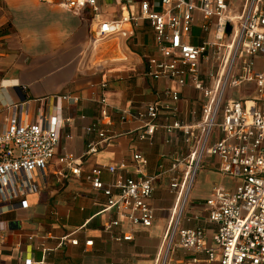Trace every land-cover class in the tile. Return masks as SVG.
<instances>
[{"label": "crops", "instance_id": "obj_1", "mask_svg": "<svg viewBox=\"0 0 264 264\" xmlns=\"http://www.w3.org/2000/svg\"><path fill=\"white\" fill-rule=\"evenodd\" d=\"M110 1L116 9L100 12L102 19L118 18L123 11L116 0ZM227 1L231 14L241 12L244 0ZM134 12H139L137 3ZM95 21L89 8L72 11L58 0H0V128L12 112L26 123L42 126L49 124L53 113L61 117L60 138L45 172L34 170L30 180L13 176L18 197L2 205L0 264H187L193 254L178 245L176 236L168 242L176 219L177 228H201L211 244L216 225L208 220L206 200L215 186L231 190L233 179L220 173L217 157L204 156L178 215L170 182L180 169L171 170V165L187 154L188 143L179 130H165L174 121L195 124L203 119L207 98L189 80L181 86L175 79L146 75L147 58L161 57L146 19L140 18L127 38L94 43ZM202 22V15L195 12L184 41L192 45L216 41L215 22L207 31ZM208 54H213L212 48ZM245 59L244 53L236 59L231 79L242 73ZM251 59L252 70L262 69L264 56ZM210 66L211 61L199 60V78L206 85L212 83L207 77ZM252 85L255 90V84L246 80L227 85L223 100L232 98L226 95L228 88L242 94ZM173 92L177 100L172 99ZM73 96L78 97L76 102ZM153 104L159 108L157 128L141 140L143 121L136 113ZM215 131L213 137H220ZM100 132L106 140H101ZM90 142L97 150L84 155ZM65 153L79 161L78 175L57 161ZM135 153L146 164L134 161ZM95 164L116 167L114 174L101 175L106 186L117 178L135 177L138 171L153 178L149 204L154 218L149 227L133 225L106 207L103 192L84 179ZM31 184L36 191L30 190ZM20 200H26L27 208H19ZM112 220L118 224L106 230ZM127 234L131 239L122 240ZM72 239L77 244H71ZM198 258L205 260V255L199 253Z\"/></svg>", "mask_w": 264, "mask_h": 264}, {"label": "built area", "instance_id": "obj_2", "mask_svg": "<svg viewBox=\"0 0 264 264\" xmlns=\"http://www.w3.org/2000/svg\"><path fill=\"white\" fill-rule=\"evenodd\" d=\"M99 1L105 0H58L72 11L91 10L96 20L94 43L109 38H127L133 34L138 20L146 19L161 54L158 58H147L146 75L153 79H175L181 86L189 80L207 98L205 114L199 122L174 121L165 126L167 132L179 130L188 143L187 154L171 165V170L180 169L170 182V191L179 207L178 215L204 156L217 157L220 173L236 182L231 190L213 187L206 200L208 220L216 225L211 244L207 243L201 228H177V219L168 231L169 244L176 236L178 245L193 254L187 264H264V66L252 70L254 61L251 59L254 55L264 56L263 0H244L241 12L236 15L230 13L227 0H116L123 11L118 18L110 19L100 17ZM135 3L138 14L134 12ZM157 6L162 9L158 10ZM195 12L202 15L204 31L209 29L211 21L215 22V42L192 45L184 41ZM210 48L213 49L211 56L208 54ZM243 53L247 57L242 60L243 71L231 79L234 63ZM200 59L211 61L207 72L212 81L210 85L199 78ZM241 80L255 84L254 96L223 100L227 85L235 86ZM177 98V93L173 92L172 99ZM71 99L76 102L78 97ZM158 111V106L153 104L136 113L143 121L139 139L153 135ZM4 121L0 128V215L3 202L18 197L14 175H23L30 180L34 170L45 172L54 157L61 127V117L57 113L49 116L47 126L26 123L15 112ZM215 129L220 137H213ZM98 136L106 140L104 133L100 132ZM96 150V143L90 142L84 155ZM133 160L146 164L140 153L133 154ZM57 161L71 174L80 173L79 161L71 154L59 155ZM119 167L124 168L125 164L120 163ZM105 172L114 174L116 167L95 164L84 179L93 189L103 192L107 208L119 211L133 225L149 227L154 218L149 204L153 178L138 171L135 177L117 178L112 185L106 186L101 180ZM29 188L36 191L33 184ZM17 205L21 209L27 208L26 200H20ZM117 224L118 221L112 220L105 229ZM121 239L130 240L131 235H123ZM69 242L77 244L76 239ZM199 253L205 255V260L198 258Z\"/></svg>", "mask_w": 264, "mask_h": 264}, {"label": "rangeland", "instance_id": "obj_3", "mask_svg": "<svg viewBox=\"0 0 264 264\" xmlns=\"http://www.w3.org/2000/svg\"><path fill=\"white\" fill-rule=\"evenodd\" d=\"M85 9L86 8H83V10H85ZM109 9H112V10L116 9L115 3L110 1V0L102 2L101 7H100V12H104L106 10L108 11ZM254 92H255V90L253 88V85L250 88L242 90V94H241L240 89L236 90V89H233V88L230 87V88L227 89L226 95L230 96V97H232L234 99H241V97H243V98H251L252 96H254ZM215 132H217V131H215ZM235 185H236V182L232 180L230 182L229 188L233 189L235 187Z\"/></svg>", "mask_w": 264, "mask_h": 264}, {"label": "water", "instance_id": "obj_4", "mask_svg": "<svg viewBox=\"0 0 264 264\" xmlns=\"http://www.w3.org/2000/svg\"><path fill=\"white\" fill-rule=\"evenodd\" d=\"M228 32H229V26H226V37L228 36Z\"/></svg>", "mask_w": 264, "mask_h": 264}]
</instances>
